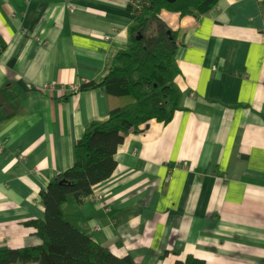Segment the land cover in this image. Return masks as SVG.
<instances>
[{"label": "crops", "instance_id": "1", "mask_svg": "<svg viewBox=\"0 0 264 264\" xmlns=\"http://www.w3.org/2000/svg\"><path fill=\"white\" fill-rule=\"evenodd\" d=\"M129 5L0 0V249L42 244L26 224L45 219L40 192L73 166L90 123L109 116L105 89L78 90L128 47ZM159 16L178 33L181 109L129 132L111 178L82 203L69 195L63 211L137 264L190 254L264 264V0Z\"/></svg>", "mask_w": 264, "mask_h": 264}, {"label": "trees", "instance_id": "2", "mask_svg": "<svg viewBox=\"0 0 264 264\" xmlns=\"http://www.w3.org/2000/svg\"><path fill=\"white\" fill-rule=\"evenodd\" d=\"M137 2L139 7L129 5L135 19L128 47L118 52L103 79L85 83L78 90L105 89L108 118L90 123L76 142L73 166L40 192L45 219H32L26 225L34 227L42 244L0 249V264H137L129 253L119 256L73 226L63 204L69 195L82 203L97 184L111 178L117 168L115 154L129 132H139L151 121L167 124L181 109V93L174 83L178 33L159 14L168 11L180 18L207 14L219 0ZM175 264L209 263L190 254Z\"/></svg>", "mask_w": 264, "mask_h": 264}, {"label": "built area", "instance_id": "3", "mask_svg": "<svg viewBox=\"0 0 264 264\" xmlns=\"http://www.w3.org/2000/svg\"><path fill=\"white\" fill-rule=\"evenodd\" d=\"M129 3H130V5H135V6H134L135 8H136V7H139V4H138L137 0H129ZM71 89H72V90H75V89H76V86H72Z\"/></svg>", "mask_w": 264, "mask_h": 264}, {"label": "rangeland", "instance_id": "4", "mask_svg": "<svg viewBox=\"0 0 264 264\" xmlns=\"http://www.w3.org/2000/svg\"><path fill=\"white\" fill-rule=\"evenodd\" d=\"M148 32H149L148 30L145 32V36H146V34H148ZM45 86H46V85H45ZM17 264H23V263H17Z\"/></svg>", "mask_w": 264, "mask_h": 264}, {"label": "water", "instance_id": "5", "mask_svg": "<svg viewBox=\"0 0 264 264\" xmlns=\"http://www.w3.org/2000/svg\"><path fill=\"white\" fill-rule=\"evenodd\" d=\"M168 1H174V0H168Z\"/></svg>", "mask_w": 264, "mask_h": 264}]
</instances>
